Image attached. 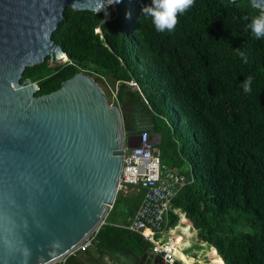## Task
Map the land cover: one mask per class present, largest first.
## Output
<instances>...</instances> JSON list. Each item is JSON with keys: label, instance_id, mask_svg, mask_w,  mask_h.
<instances>
[{"label": "trees", "instance_id": "16d2710c", "mask_svg": "<svg viewBox=\"0 0 264 264\" xmlns=\"http://www.w3.org/2000/svg\"><path fill=\"white\" fill-rule=\"evenodd\" d=\"M110 3L99 11L65 9L52 37L67 60L47 57L27 67L21 82L37 83L42 95L79 70L99 71L102 88L103 78L112 85L113 99L105 91L111 104L147 114L139 133L160 135L163 164L193 178L172 204L199 240L224 264H264V39L247 27L264 10L251 0H195L174 31L158 32L142 12L151 0ZM121 193L113 209L140 200L141 191ZM97 239L102 250L151 246L127 228L103 227Z\"/></svg>", "mask_w": 264, "mask_h": 264}, {"label": "water", "instance_id": "95a60500", "mask_svg": "<svg viewBox=\"0 0 264 264\" xmlns=\"http://www.w3.org/2000/svg\"><path fill=\"white\" fill-rule=\"evenodd\" d=\"M109 1L0 0V264H177L153 251L78 249L117 198L127 116L83 69L42 95L21 82L47 57L67 60L52 37L65 9ZM251 2L264 10V0Z\"/></svg>", "mask_w": 264, "mask_h": 264}, {"label": "built area", "instance_id": "2783aa9c", "mask_svg": "<svg viewBox=\"0 0 264 264\" xmlns=\"http://www.w3.org/2000/svg\"><path fill=\"white\" fill-rule=\"evenodd\" d=\"M130 85L138 86L134 80L130 81ZM159 142L160 135L147 131L138 134L135 145L127 142L120 187L134 186L145 191L128 227L150 243L155 254L162 255L165 261L172 263L176 261V249L180 246L176 243L177 234L170 235V227L182 230L180 225H173L171 222L172 217L178 221L176 212L181 211V208L173 206L172 200L193 178L163 164ZM112 207L113 205L110 208ZM94 234L95 232L86 237L78 249L86 251L91 247L94 244Z\"/></svg>", "mask_w": 264, "mask_h": 264}, {"label": "crops", "instance_id": "0c3cea01", "mask_svg": "<svg viewBox=\"0 0 264 264\" xmlns=\"http://www.w3.org/2000/svg\"><path fill=\"white\" fill-rule=\"evenodd\" d=\"M140 191H141L140 200L139 202H137L135 207H132L129 210H127L128 208L125 207V205L122 203L120 206L114 209L113 207L109 209L104 219V222L95 231L94 244L91 247H89L85 252L95 257L102 256L108 250L123 251L125 249H129L133 253L137 254L138 256H142L146 252H152V247L149 245H148L149 246L148 250H141L139 246H136L134 249L124 248V249L119 250V249L112 248V249L102 250L98 244V239H97L98 232L103 227L127 228L130 231H133L128 227V225L131 223L130 219L133 217L137 208L142 202L145 191L143 189H140L134 186H124V189L121 193L122 198H125V196L127 197L132 192L137 193ZM181 211L183 210L181 209ZM179 215H180V219H178V221L174 217H172L171 220H173L172 222L173 225H177V224L180 225L182 230H180L179 228H173V226L170 227L171 228L170 235L177 234L178 237H177L176 243H178L180 246L176 249L177 256H176L175 262H177V264H224L223 261H220V259L215 258L214 252H216V250L214 248H210L212 250L211 251L212 255L209 253L207 254V252L204 251V248L207 245L205 243H202L199 240L197 230L193 227V224L191 223V221L187 217H185L186 213L180 212ZM104 232L112 233L113 231L108 230ZM194 239L198 241L197 245H194V243L196 242V241L194 242ZM58 263L62 264V262H58Z\"/></svg>", "mask_w": 264, "mask_h": 264}, {"label": "clouds", "instance_id": "9594fccd", "mask_svg": "<svg viewBox=\"0 0 264 264\" xmlns=\"http://www.w3.org/2000/svg\"><path fill=\"white\" fill-rule=\"evenodd\" d=\"M119 0H111L110 4L118 3ZM195 0H151L148 6L143 7V16L151 19L152 24L158 32L174 31L180 15L189 10ZM247 27L251 30L256 39H264V11L259 12L251 18ZM244 63H248L245 52L237 49ZM253 77H246L241 86L245 93H250Z\"/></svg>", "mask_w": 264, "mask_h": 264}, {"label": "rangeland", "instance_id": "374dc122", "mask_svg": "<svg viewBox=\"0 0 264 264\" xmlns=\"http://www.w3.org/2000/svg\"><path fill=\"white\" fill-rule=\"evenodd\" d=\"M61 59H63L64 60V58H61ZM60 59V60H61ZM60 60H58L59 62H61ZM55 61V60H54ZM54 61H52V62H54ZM92 75H93V77L97 80V81H100V72L99 71H92ZM105 79L106 78H103L102 79V81H101V83L104 85V91H106L107 93L109 92V93H111L112 92V85L110 84V82L108 83L107 81H105ZM105 92V93H106ZM107 93H106V95H107ZM113 93V92H112ZM112 93L110 94L111 95V98H112ZM107 98H108V96H107ZM113 99V98H112ZM108 100H109V98H108ZM110 102V101H109ZM120 103V102H119ZM118 107H120V109H122L121 108V103H120V105L118 106ZM138 134H139V131H126L125 132V138H124V142H125V145L127 144V142L129 141L130 142V144L131 145H135L137 142H138ZM123 189H124V186H121L120 188H119V191H123ZM171 222H173V220H171ZM196 240L194 239V242H195ZM198 244V241H196L195 243H194V245H197ZM200 244V243H199ZM204 251H206L207 252V254L209 253V254H211L212 255V253H211V249L210 248H208L207 246H205V248H204ZM215 253V252H214Z\"/></svg>", "mask_w": 264, "mask_h": 264}, {"label": "flooded vegetation", "instance_id": "af4514ba", "mask_svg": "<svg viewBox=\"0 0 264 264\" xmlns=\"http://www.w3.org/2000/svg\"><path fill=\"white\" fill-rule=\"evenodd\" d=\"M127 125L130 126L131 131H139L148 121L147 114L140 107H136L135 111L126 113ZM131 121L133 124H131Z\"/></svg>", "mask_w": 264, "mask_h": 264}, {"label": "bare ground", "instance_id": "6f19581e", "mask_svg": "<svg viewBox=\"0 0 264 264\" xmlns=\"http://www.w3.org/2000/svg\"><path fill=\"white\" fill-rule=\"evenodd\" d=\"M62 58H64V60L66 59L65 57H62ZM61 59V58H60ZM111 104V103H110ZM111 105H115V104H111ZM116 106H118V105H116ZM214 251V250H213ZM220 261H222L221 259H220Z\"/></svg>", "mask_w": 264, "mask_h": 264}]
</instances>
